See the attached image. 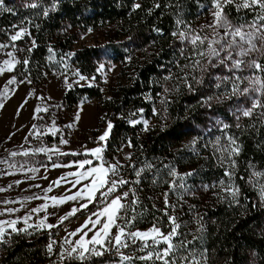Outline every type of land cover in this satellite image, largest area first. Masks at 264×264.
Masks as SVG:
<instances>
[{"label":"trees","instance_id":"1","mask_svg":"<svg viewBox=\"0 0 264 264\" xmlns=\"http://www.w3.org/2000/svg\"><path fill=\"white\" fill-rule=\"evenodd\" d=\"M30 4L37 6L29 7ZM135 4L141 7L134 8ZM157 4L160 6L156 7ZM213 6V0H3L0 44L14 45L19 61H29L27 66L16 64L13 76L17 83L30 80L34 86L54 73L74 74L78 70L82 75H95L104 58L121 65L117 81L107 89L102 85H75L65 91L61 100V105L69 109L89 100L99 102L102 125L107 126L109 121L113 125L106 143L107 159L112 160L122 146L131 142L132 156L119 168V176L130 183L114 193L129 192L122 202L131 207L121 210V226L129 217H135L126 229L143 230L155 224L167 234L171 229L168 216H175L181 225L178 231L187 234L186 240L197 238L187 250H178L177 264H182L178 257L187 256L189 251L196 254L201 264H264V200L260 196V187L264 185V118L260 113L264 109H257L252 117L240 115L237 109L249 107L250 101L243 96L224 98L230 95V87L222 82L223 77L231 73L223 66H209L204 71L193 67L197 59L201 64L206 61L194 56L196 48L190 41H181L178 35L208 33L202 26ZM223 10L235 24L250 22L254 16L247 10L237 12L232 4L224 5ZM45 11L48 15H44ZM14 25L27 29L31 35L12 42L10 36L17 31ZM101 27L114 31L105 46L78 45L81 32ZM33 40L36 47H32ZM259 61L264 64V57ZM185 76L191 89L186 86ZM199 80L202 83H197ZM218 82L220 88L216 87ZM2 97L1 94L0 103ZM208 97L213 100L205 103ZM229 136L240 146L239 154L230 159L227 152L221 151L229 144ZM28 139L22 150L31 148ZM46 139L50 142L60 138L48 135ZM37 156L24 161L47 165L59 159L82 158L73 153ZM133 165L136 170L144 169L139 177ZM172 170L192 175L181 180L169 174ZM226 170L233 173L231 179L225 176ZM257 172L262 175L254 176ZM173 181L176 186L170 188ZM228 186L239 188L238 203L222 190ZM130 189H135V196ZM101 198L98 191L95 200L70 219L91 215L103 206ZM134 199L137 202L132 204ZM50 235L46 230L8 231L0 239V264L119 261L118 254L105 253L86 261L73 258L59 262L58 252L48 251ZM182 239L183 235L178 236L173 243ZM127 242L129 246L120 249L125 255L146 254V250L140 251L139 239ZM202 252L206 259L200 256ZM125 264L152 262L134 259Z\"/></svg>","mask_w":264,"mask_h":264},{"label":"rangeland","instance_id":"2","mask_svg":"<svg viewBox=\"0 0 264 264\" xmlns=\"http://www.w3.org/2000/svg\"><path fill=\"white\" fill-rule=\"evenodd\" d=\"M221 4L223 5V0H221ZM213 9L214 6L205 19L206 24L212 20ZM112 34L114 31L109 27L89 29L79 34L78 45L103 47ZM2 44L8 45L0 50V66L6 67L3 65L4 60L12 59L13 56L15 60H19V55L10 43ZM7 53H12V56ZM100 64H104L105 67L103 70L97 71V74L83 75L88 78L87 80H80L78 75L71 73H54L37 86L28 83L29 80L8 85L6 95H4L5 85L13 77V70H6L0 74V97L1 94L3 95L0 103L3 105L0 107V189H3L0 191V239L8 231L17 232L32 229L49 231L51 235L47 245H52V252H58L56 260L59 262L61 261V252L67 256L73 247L79 248L81 244L92 247L93 245L87 242L100 228V225L92 227L91 224H88V228L81 230L82 226L88 222L89 217L92 220L96 219L92 214L74 220L70 219L73 215L70 214L73 208L78 211L81 209V204L88 203V197L83 195V192L87 191L84 186L90 185L92 178L82 179L79 184H75V181L79 179V173L87 171L90 167H98L100 163L104 162H106L105 166L117 162L120 165L125 164L130 160L128 159L129 154L132 156L133 152L132 145L129 147V143H127L121 147L112 160H109L105 157V146L101 154L102 160L97 161L95 154H92L90 150L107 143V141L98 140V137L107 130V126L102 125L100 121L99 102L89 100L70 109L61 105L63 94L69 89L68 84L72 86L102 85L103 89H107L108 85L117 81L121 65L108 58H104ZM240 73L245 76L252 75L248 69H244ZM37 108H40L41 111L36 112ZM44 108H47V112L43 111ZM77 115L79 119H76ZM49 128H54L55 131L50 132ZM48 135L60 139L47 142L46 136ZM27 137H29L28 144L31 145V148L22 150L21 146ZM62 140H66L67 143H61ZM38 148H48L51 151L37 152ZM57 149L59 151H56ZM12 152H16L17 155L12 156ZM25 152H28V155H24ZM66 153L80 155L82 158L59 159L57 162L47 165H36L24 161L28 158L35 160L39 158L37 155L52 157ZM86 159L91 160L92 164L80 168L79 163ZM53 165L60 166L54 167ZM70 173L75 175H69ZM62 177L64 179H61ZM74 184L75 186H73ZM77 191H82V198L76 201L66 199ZM97 193L98 191L93 195L96 196ZM115 195L122 194L117 193L113 196ZM112 198L108 197V200ZM61 200L63 202H60ZM101 200H104V197ZM102 207H99L95 212H99ZM9 209H15V211H7ZM37 209L38 211H36ZM66 216L67 219H62ZM104 219L106 217L102 218V222ZM13 221L15 223H10ZM41 221L44 222L43 227H40ZM116 223L119 224V219ZM49 224L55 227L48 228ZM89 228L91 231L88 230ZM151 228L125 229V231L146 232ZM110 231L113 236L117 233L115 227H112ZM54 234H58L59 239L56 242H51ZM130 240L131 238H127V241ZM106 253L109 256L116 254L115 252ZM93 258L100 257L91 259ZM106 264H120V261Z\"/></svg>","mask_w":264,"mask_h":264},{"label":"snow or ice","instance_id":"3","mask_svg":"<svg viewBox=\"0 0 264 264\" xmlns=\"http://www.w3.org/2000/svg\"><path fill=\"white\" fill-rule=\"evenodd\" d=\"M214 9L211 13L212 20L202 26L203 29H209L210 31L205 34H201L200 32H179V39L181 41H190V43L196 48L197 51L193 53L194 56H199L206 61V63L201 64L200 60H195L193 67H200L201 71L207 69V67H217L223 66L230 73V76L223 77V83H226L230 87V95H225L224 98L230 99L232 96L240 97L243 96L250 101V106L247 108L237 109L240 115L244 117H252L257 109H264V103H262V98H264V64H261L259 61V57H264V0H223V5L232 4L237 12L241 10H247L249 12L254 13L253 19L250 22H242L239 24H233L224 13L223 5L221 4V0H213ZM29 7H36V4H30ZM160 5L157 4L156 7ZM139 4H135L134 8H140ZM0 8H3V0H0ZM4 11H12L11 9H3ZM44 15H48V12L45 11ZM179 23V22H178ZM17 28V31L14 35L10 36V40L15 42L17 40L22 39L25 35L30 36L31 33L27 31V29L19 26H13ZM223 29V32H221ZM173 35H177V33H173ZM132 38L129 37V40ZM14 46V45H13ZM8 47V45L0 44V50ZM32 47H36L35 41H32ZM203 47L204 50H200ZM32 48H29L30 52ZM7 55L12 56V53H7ZM215 60V63L213 61ZM22 63L27 66L29 61L27 59L23 61L15 60L13 56L12 59H6L3 61V66H0V74L7 71H12L15 68L16 64ZM105 67L104 64H100L97 71L103 70ZM187 67V66H185ZM244 69H248L252 72L250 76H241L237 73L242 72ZM74 75H78L80 80H87L88 78L80 75L77 70L74 72ZM170 78V77H169ZM219 79V78H218ZM16 77H11L7 84L5 85V93L7 94V86L15 84ZM21 83L25 82L24 80L20 81ZM31 83V81H27ZM186 86L191 89L192 85L187 82V78L185 76ZM197 83H202V80L197 81ZM241 84L245 86L242 88ZM68 87L71 88L72 85L68 84ZM217 88L221 87V82L216 84ZM219 99V98H217ZM213 100V97H208L205 103ZM3 105L0 104V107ZM41 109L37 108L36 112H40ZM43 111L47 112V108H44ZM260 116L264 118V112L260 113ZM76 119H79V116H76ZM239 119V116H237ZM54 123V122H53ZM132 123H139V121H132ZM145 130H147V121H144ZM71 126V125H70ZM35 127V126H34ZM225 128L228 125H224ZM239 127V125H237ZM113 128L112 123L109 121L107 123V130L103 133V135L98 137V140L101 142H106L111 129ZM50 132H54V128H49ZM229 144L226 148L221 149L222 152H227L228 158L230 159L234 155L239 154L240 146L236 143V141L231 137H227ZM219 141V138H217ZM61 143H67L66 140H62ZM105 144H102L96 148L90 150L92 154H95L97 161L102 160V153L104 151ZM131 147V142L128 144ZM37 152H47L51 151L48 148H38ZM56 151H59L58 149ZM12 156L17 155L16 152L11 153ZM24 155H28V152H25ZM131 156L129 154L128 159ZM100 163L98 167H90L87 171L79 173V179L75 181V184H79L82 179H86L91 177L90 185H85L84 188L87 190L83 192V195L88 197V203H92L95 200V196L93 193L100 191L104 200L102 201L103 207L99 212L92 213L93 216L96 217L95 220H92L89 217L88 222L82 226L83 228H88V224H91L92 227H96V225H100V228L96 231L95 235L89 240L87 243L93 245L92 247H87L83 244L80 245L79 248L73 247L71 251L67 253V256L63 252L60 253V260L63 261L65 259H77L79 261L90 260L92 257H103L106 252H115L119 256L120 264H124L125 261L131 262L132 260L139 261H149L152 264H177V252L180 249L187 250L188 245L194 243L197 239L195 236L192 241L186 240L187 234H182L178 230L181 225L177 223V217L168 216L169 224L171 225L170 231L165 234L161 231L159 227L155 224L151 229L146 232L135 231V232H126L129 223H132L135 220V217H129L128 220L125 221V224L121 226L116 223V221L120 218L121 210L126 208H130L131 205H127L122 201H125L129 192H123L122 195H115L114 193L118 191V189L126 184H129L130 181L124 179L119 176V168L121 165L119 162L107 164ZM231 163L234 165L235 161L232 160ZM91 160H84L79 163L80 168H84L85 165H91ZM54 167H58L60 165H53ZM135 175L139 177L141 172L144 169L136 170V166H132ZM147 167H151V165H147ZM109 173H111V177H109ZM173 177L179 176L180 179H183V176L192 175V173H185L183 175L178 174L175 170H172L169 173ZM69 175H75L74 173H70ZM233 173L229 170L225 171V176L231 179ZM254 176H260L261 173H254ZM61 179H64L63 177ZM58 183V182H57ZM222 186L224 185V181L221 180L219 182ZM75 184L73 186H75ZM175 181L172 182L170 188H175ZM103 189V191H101ZM51 190V189H49ZM222 190L228 193L234 201L238 203L237 197L239 194L238 187H223ZM3 191V189H0ZM133 196H135V189H130ZM165 196V215H167V193ZM260 196L261 199L264 200V185L260 187ZM108 197H113L111 200H108ZM82 198V191H77L73 195L68 196L66 199L76 201ZM55 199V198H53ZM60 202H63L62 200ZM137 201L134 199L132 204H135ZM88 203L81 204V208L85 209L88 207ZM7 211H15V209H9ZM38 211V209L36 210ZM77 209L73 208L70 214H75ZM134 211V209H133ZM102 222V218H105ZM62 219H67L63 217ZM10 223H15L10 222ZM199 223V220H197ZM44 226V222L41 221L40 227ZM48 228L55 227L54 225H47ZM115 227L117 229V233L113 236L111 235V228ZM202 228V226H201ZM91 231V228L88 229ZM184 236L185 239L179 241V243L174 244L173 240L178 236ZM127 238H131L132 243H135L137 239L142 241L140 251H145V255H140L137 257H132L129 255H125L120 251L121 248H127L129 246L127 242ZM151 239L152 243L148 244L147 241ZM67 242V241H66ZM160 244H164L165 247L159 248ZM95 245H98L97 248ZM48 251L52 252V245H48ZM75 254V255H74ZM200 256L205 258V253H200ZM179 260L184 264H201V261L196 258V254L194 252L189 251L187 256H179Z\"/></svg>","mask_w":264,"mask_h":264},{"label":"built area","instance_id":"4","mask_svg":"<svg viewBox=\"0 0 264 264\" xmlns=\"http://www.w3.org/2000/svg\"><path fill=\"white\" fill-rule=\"evenodd\" d=\"M58 239H59L58 234H54V235L52 236V240H53V241H51V242H56V241H58Z\"/></svg>","mask_w":264,"mask_h":264}]
</instances>
